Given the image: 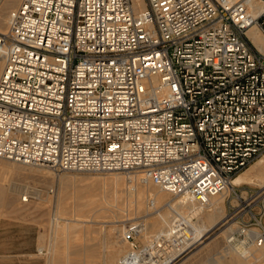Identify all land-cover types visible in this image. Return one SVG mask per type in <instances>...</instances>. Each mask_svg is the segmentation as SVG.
Segmentation results:
<instances>
[{
	"label": "built area",
	"instance_id": "2783aa9c",
	"mask_svg": "<svg viewBox=\"0 0 264 264\" xmlns=\"http://www.w3.org/2000/svg\"><path fill=\"white\" fill-rule=\"evenodd\" d=\"M264 0H22L0 33V159L57 172L136 173L199 208L119 264H171L231 188L229 243L264 247L261 194L233 181L264 157ZM25 195L24 200H27ZM247 196V195H246ZM258 203H257V202ZM233 223V224H235ZM252 231H254L252 233Z\"/></svg>",
	"mask_w": 264,
	"mask_h": 264
},
{
	"label": "rangeland",
	"instance_id": "374dc122",
	"mask_svg": "<svg viewBox=\"0 0 264 264\" xmlns=\"http://www.w3.org/2000/svg\"><path fill=\"white\" fill-rule=\"evenodd\" d=\"M6 1H1L0 13H2L3 4ZM21 1L19 0L12 10L16 9ZM7 28L8 24L1 32H6ZM263 159L264 157L257 160L238 177H245ZM35 167L0 159L1 182L6 185L25 186L24 188L32 191L28 194L27 200H24L25 195H27L25 190L13 195V197L5 195V198L4 196L0 198V264H119L122 256L131 250L130 243L125 239L126 226L142 221L145 230L138 240L146 245L168 228H165V224L162 223L161 216L167 212L168 203L174 204L179 200L172 195L167 196L163 193V200L157 205L158 207L153 206L152 198L148 196L144 199V204L139 205L138 187L154 185L136 183L134 180L130 182L131 184L128 183L129 187L126 183L119 187L120 199L115 205L119 204L117 206L122 211L119 212L118 207L114 208L118 211L116 213L102 211L100 207L79 211L76 208L77 203L81 202L91 192L93 193L95 190L98 193L94 192V194H99L101 190L102 193H105L106 190L108 192L109 190L105 188L110 187L111 181L116 177L127 180L129 176H137V174L125 172L108 174L57 173L48 167H40L44 168L45 171L52 172L50 175H41L35 172L37 170L34 169ZM138 177L140 178V176ZM242 185L245 187L243 195L247 198L262 192L255 185L249 183ZM155 188L159 190L157 187ZM34 189L41 193L37 195ZM62 196L64 213H59L60 197ZM228 196L229 194L225 198L227 218L230 212V202L235 203L229 200ZM258 200L260 202H256L259 205H255L253 211L254 213H264V196ZM123 210L129 211V213L123 212ZM156 210H160L161 213H157ZM231 223L235 222L230 221ZM68 224L72 228L63 233V229ZM227 227V225H219L207 235V238L203 240L204 243L189 254L188 252L185 253L171 264H199L200 261L214 257L216 252L225 249L227 245L241 251L254 247L242 244L244 236L238 238L239 242L228 243V234H223ZM233 228L236 231L239 229V225L235 223ZM121 249L124 251L119 254Z\"/></svg>",
	"mask_w": 264,
	"mask_h": 264
},
{
	"label": "bare ground",
	"instance_id": "6f19581e",
	"mask_svg": "<svg viewBox=\"0 0 264 264\" xmlns=\"http://www.w3.org/2000/svg\"><path fill=\"white\" fill-rule=\"evenodd\" d=\"M1 1L3 2V0H0V4L2 3ZM18 2H19V0H7L6 3L4 2V4H3L4 8H3V10L1 8L2 13H0V33H2L1 30H3L7 24L9 25L10 16L8 17V14L10 12L12 13L15 10V9L14 10H12V9L15 8V6L18 4ZM253 4L256 7H259L258 12H260L262 10V8L264 7L263 3L259 2V1H255ZM137 5H138V8H140V9L144 8L145 7L144 0H137ZM1 7H3V6H1ZM248 37H249L250 41L253 43V45L261 53L264 54V35L261 33V31H259L257 29V27H253L248 31ZM3 68H4V59H3L2 55L0 54V76L2 74ZM31 167H33V166H31ZM34 169H37V170H35V172L37 174H41V175H46V174L50 175L52 173V172L50 173L49 171H45L44 168H40V167H38V168L35 167ZM32 170H33V168H32ZM134 180L136 181V183H141V180L138 176H129L127 178V180H126V178H121V177L117 178L116 177V179L111 181L110 187L105 188V189L109 190L108 192L106 190L105 193H102L103 191L101 190L102 189L101 188L100 190L102 192L99 190L100 191L99 194H96L98 192H97V190H95L94 191V192H96L95 194H94V192L93 193L91 192L92 194L91 193L88 194L85 198L82 197L83 198L82 201L77 203L76 208L79 211H84L87 208L92 209L93 207H100V210H102V211H106V212H110V213H116V211L119 210V212H120V211H122V209L117 206L119 204L115 205V203H118L119 199H120V190H119L120 188L119 187L122 184L123 185L125 183L128 184ZM243 183H249L250 185H255V186L259 187V189H261V191H262L261 196L262 197L264 196V159L261 160L260 162H258L246 174L245 177H243V178L236 177V179L233 181V185H242ZM125 186H127V185H125ZM24 187L6 185V184H3V182H1V180H0V198L3 196L5 198V195H8V196L10 195L13 197V195L20 193L22 190H25L26 194H29L30 192L32 193V191H29V189L24 188ZM128 187H129V184H128ZM153 187L154 186H150V185H148L146 187L145 186L138 187V200H139L138 204L139 205H143L144 199L146 198V196H148V197L152 198L153 206L158 207L157 205L160 202H162V200H163L162 199L164 197L162 195L163 193H165V195H167V196L171 195L168 192L162 191L158 187L157 188L159 190H156V188H155L156 186L154 188ZM35 192L37 195L39 193H41L40 191L38 192L37 189L35 190ZM35 192H33V193H35ZM100 193H102V194H100ZM230 193H231V188L228 191H226L225 193L212 198L210 200L209 205L202 211L201 217H200V222L198 225V232H199L200 238H199L198 242L196 244L192 245V247L187 251L188 254L193 249L197 248L199 245L204 243L203 240H205L207 238V235L212 230H214L216 227H218L219 225H221V226L227 225L228 226L227 229L223 231V234H228L227 238H228V243H229L230 234L233 231H235V229L233 228L234 224H232V223L230 224V223L226 222L227 217L225 214V198H227V195L228 194L230 195ZM32 197H34V196H32ZM79 199H81V198H79ZM63 200H64L63 196L60 197L61 205H60L59 213L63 212V208H62ZM150 202H151V199H150ZM152 203H151V205H152ZM65 204L66 203L64 202V205ZM167 205H168L167 212H165V214H163L161 216V219L163 221L162 223L165 224V228H167V227L169 228L172 225L171 222H172V219L174 218L173 213H181L183 215H186V214H189L190 212H193L194 210L199 208L195 203H193L187 199H184V198H180L174 204L168 203ZM116 207H118L117 210L114 209ZM129 208H131V207H129ZM149 208H150V206H149ZM156 211H157V213H161L160 210H156ZM123 212L129 213V211H126V210L125 211L123 210ZM222 223H224V224H222ZM74 227H76V226H74ZM71 228H72V226L70 224H68V226H66L63 229V233L66 231H69ZM167 229H164V230L166 231ZM162 231H163V229H162ZM253 232L254 231H252V233ZM40 238H42V237H40ZM61 239H62V237H61ZM123 251H124V249H121L119 251V254H122ZM127 255H128V253L126 255H123L121 260H123ZM256 259H260V260H256ZM254 260H256V261H254ZM257 263H259V264L264 263V247H261V248L252 247V248L246 249L244 251H241V250H238L237 248H235L231 245H227V247L225 249H223L219 252H216L214 257H211L205 261L203 260L202 262L200 261L199 264H257Z\"/></svg>",
	"mask_w": 264,
	"mask_h": 264
}]
</instances>
